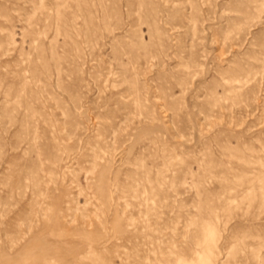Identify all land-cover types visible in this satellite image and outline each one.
<instances>
[{"label": "rangeland", "instance_id": "rangeland-1", "mask_svg": "<svg viewBox=\"0 0 264 264\" xmlns=\"http://www.w3.org/2000/svg\"><path fill=\"white\" fill-rule=\"evenodd\" d=\"M0 264H264V0H0Z\"/></svg>", "mask_w": 264, "mask_h": 264}]
</instances>
